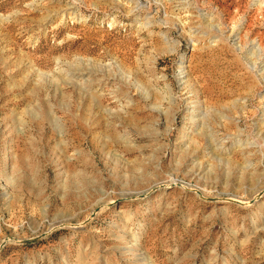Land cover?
Returning <instances> with one entry per match:
<instances>
[{"label":"rangeland","instance_id":"obj_1","mask_svg":"<svg viewBox=\"0 0 264 264\" xmlns=\"http://www.w3.org/2000/svg\"><path fill=\"white\" fill-rule=\"evenodd\" d=\"M264 0H0V264H264Z\"/></svg>","mask_w":264,"mask_h":264},{"label":"bare ground","instance_id":"obj_2","mask_svg":"<svg viewBox=\"0 0 264 264\" xmlns=\"http://www.w3.org/2000/svg\"><path fill=\"white\" fill-rule=\"evenodd\" d=\"M259 193H260V194H261V193H264V189L260 190Z\"/></svg>","mask_w":264,"mask_h":264}]
</instances>
